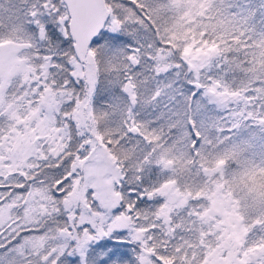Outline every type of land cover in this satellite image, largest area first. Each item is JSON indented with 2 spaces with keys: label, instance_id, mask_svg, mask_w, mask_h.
Listing matches in <instances>:
<instances>
[{
  "label": "snow or ice",
  "instance_id": "1",
  "mask_svg": "<svg viewBox=\"0 0 264 264\" xmlns=\"http://www.w3.org/2000/svg\"><path fill=\"white\" fill-rule=\"evenodd\" d=\"M0 264H264V0H0Z\"/></svg>",
  "mask_w": 264,
  "mask_h": 264
}]
</instances>
